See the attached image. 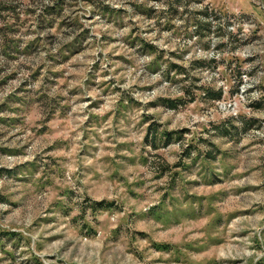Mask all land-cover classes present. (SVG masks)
I'll list each match as a JSON object with an SVG mask.
<instances>
[{
    "label": "rangeland",
    "instance_id": "374dc122",
    "mask_svg": "<svg viewBox=\"0 0 264 264\" xmlns=\"http://www.w3.org/2000/svg\"><path fill=\"white\" fill-rule=\"evenodd\" d=\"M0 264H264V0H0Z\"/></svg>",
    "mask_w": 264,
    "mask_h": 264
},
{
    "label": "trees",
    "instance_id": "16d2710c",
    "mask_svg": "<svg viewBox=\"0 0 264 264\" xmlns=\"http://www.w3.org/2000/svg\"><path fill=\"white\" fill-rule=\"evenodd\" d=\"M221 95H222V90L219 89L215 93H212L211 97L214 99H219L221 97ZM166 136H167L166 140L168 141L170 138V135L167 133ZM151 140H153V141L155 140V134L154 133L151 135Z\"/></svg>",
    "mask_w": 264,
    "mask_h": 264
}]
</instances>
